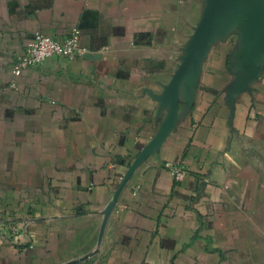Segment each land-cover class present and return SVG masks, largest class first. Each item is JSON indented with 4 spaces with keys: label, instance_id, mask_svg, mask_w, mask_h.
<instances>
[{
    "label": "crops",
    "instance_id": "1",
    "mask_svg": "<svg viewBox=\"0 0 264 264\" xmlns=\"http://www.w3.org/2000/svg\"><path fill=\"white\" fill-rule=\"evenodd\" d=\"M213 3L0 0V264H264V0L184 67Z\"/></svg>",
    "mask_w": 264,
    "mask_h": 264
},
{
    "label": "built area",
    "instance_id": "2",
    "mask_svg": "<svg viewBox=\"0 0 264 264\" xmlns=\"http://www.w3.org/2000/svg\"><path fill=\"white\" fill-rule=\"evenodd\" d=\"M88 50L79 45L78 32L72 30L62 40H58L47 33L37 31L32 39L25 44V47L17 57L15 64V73H20L28 67H40L41 64L49 58H73L75 56H84ZM175 180H181L186 170L181 164L166 162ZM9 224V223H8ZM6 224H0L1 228ZM10 226V229L17 231V227Z\"/></svg>",
    "mask_w": 264,
    "mask_h": 264
},
{
    "label": "water",
    "instance_id": "3",
    "mask_svg": "<svg viewBox=\"0 0 264 264\" xmlns=\"http://www.w3.org/2000/svg\"><path fill=\"white\" fill-rule=\"evenodd\" d=\"M226 1L227 0H214L213 8H212L210 18H209V23H208L204 33L201 35L200 39L198 40L197 44L194 46L191 53L189 54L184 67L188 66L189 64H191L196 59V57L198 56L200 51L203 49L206 42L210 39V37L212 36L214 31L218 27L219 20H220V17H221V14H222V11H223V8H224ZM147 151H148V149L142 151V153L136 158L134 164L130 168V172H131L132 168H134V166L138 162H140V160L145 156Z\"/></svg>",
    "mask_w": 264,
    "mask_h": 264
}]
</instances>
